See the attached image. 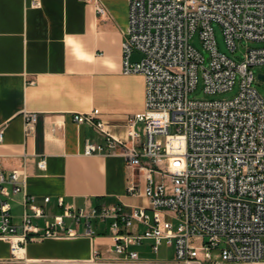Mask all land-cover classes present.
<instances>
[{
	"label": "built area",
	"instance_id": "obj_1",
	"mask_svg": "<svg viewBox=\"0 0 264 264\" xmlns=\"http://www.w3.org/2000/svg\"><path fill=\"white\" fill-rule=\"evenodd\" d=\"M79 1L106 15L99 0ZM214 24L241 62L218 52ZM196 32L205 55L189 44ZM124 35L122 74L144 82V109L127 120L126 140L105 130L97 110L73 120L104 139L103 145L87 144L85 155L119 151L127 169L142 179L146 204L87 210L58 199L62 212L48 219L27 197L21 224L14 226L10 200L21 192L20 172L0 174V240L9 244L11 262H20L29 242L95 239L93 225L106 224L111 252L120 261H138L132 248L149 242L154 254L172 247L175 264H264V99L252 73L264 66V46L237 50L242 41L264 44V0H128ZM134 53L140 62L131 63ZM200 80L203 89L191 99ZM236 84L232 100L204 99ZM24 117L30 135L36 114ZM37 166L44 171L45 161ZM127 193L139 195L134 181ZM45 218L42 228L33 223Z\"/></svg>",
	"mask_w": 264,
	"mask_h": 264
},
{
	"label": "crops",
	"instance_id": "obj_2",
	"mask_svg": "<svg viewBox=\"0 0 264 264\" xmlns=\"http://www.w3.org/2000/svg\"><path fill=\"white\" fill-rule=\"evenodd\" d=\"M99 2L104 17L92 3L79 0H0V174L20 172L21 192L10 200L14 226L21 224L27 197L48 219L62 212L58 199L87 210L146 204L142 179L127 169L119 151L85 155L87 144L103 145L104 139L89 124L73 120L97 110L105 130L126 140L127 120L144 109L142 76L122 74L128 0ZM29 113L36 114V123L26 135ZM40 160L44 171L37 166ZM131 181L139 195L127 193ZM47 218L33 223L42 228ZM93 229L95 239L29 242L17 264H175L171 247L154 254L149 242L132 248L138 261L117 260L108 226ZM0 264H16L3 240Z\"/></svg>",
	"mask_w": 264,
	"mask_h": 264
},
{
	"label": "rangeland",
	"instance_id": "obj_3",
	"mask_svg": "<svg viewBox=\"0 0 264 264\" xmlns=\"http://www.w3.org/2000/svg\"><path fill=\"white\" fill-rule=\"evenodd\" d=\"M213 30H214V35H215V41H216V46H217V50L220 54L225 55L228 59L233 60L236 63H239L243 60V56L242 57H234L233 53H231L228 48L226 47V43L224 40V37L222 35V31L221 28L214 24L213 25ZM189 44L196 50L198 51L201 55H205V51L202 47V43L199 39V34L198 32H196L190 39H189ZM264 44L261 43H254V42H249V41H242L240 43L237 44V50L239 48L242 49H257L260 47H263ZM142 59V57L135 53L132 57H131V63H138L140 62V60ZM252 73L254 75L255 78V82H254V87L257 90L258 94L261 96L262 99H264V81H261L259 79V76H264V66H256L252 68ZM203 89V85H202V81L200 80L198 83V86L195 90V92L193 94L190 95V98H196L197 96H199L200 92ZM238 91H239V87L238 84H236L232 90L230 91H226L223 93H219V94H215V95H205L204 99L205 100H211V101H228V100H232L234 99L237 95H238ZM174 223V221H172ZM169 253L172 254L173 253V248L171 247V249L169 250Z\"/></svg>",
	"mask_w": 264,
	"mask_h": 264
},
{
	"label": "water",
	"instance_id": "obj_4",
	"mask_svg": "<svg viewBox=\"0 0 264 264\" xmlns=\"http://www.w3.org/2000/svg\"><path fill=\"white\" fill-rule=\"evenodd\" d=\"M259 79H260L261 81H264V76H259Z\"/></svg>",
	"mask_w": 264,
	"mask_h": 264
}]
</instances>
